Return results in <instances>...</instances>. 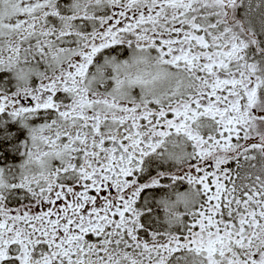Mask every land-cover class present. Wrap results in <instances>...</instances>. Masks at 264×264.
I'll return each instance as SVG.
<instances>
[{
	"label": "snow or ice",
	"instance_id": "snow-or-ice-1",
	"mask_svg": "<svg viewBox=\"0 0 264 264\" xmlns=\"http://www.w3.org/2000/svg\"><path fill=\"white\" fill-rule=\"evenodd\" d=\"M0 264H264V0H0Z\"/></svg>",
	"mask_w": 264,
	"mask_h": 264
}]
</instances>
